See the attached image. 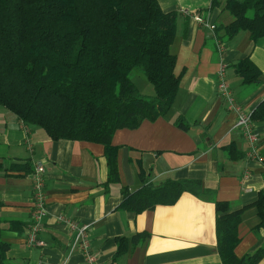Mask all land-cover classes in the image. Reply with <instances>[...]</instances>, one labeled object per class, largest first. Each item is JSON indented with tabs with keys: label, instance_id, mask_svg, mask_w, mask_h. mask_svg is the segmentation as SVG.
<instances>
[{
	"label": "crops",
	"instance_id": "1",
	"mask_svg": "<svg viewBox=\"0 0 264 264\" xmlns=\"http://www.w3.org/2000/svg\"><path fill=\"white\" fill-rule=\"evenodd\" d=\"M158 2L165 11L178 12L171 52L180 87L164 116L115 132L118 181H109L103 144L53 140L43 128L26 124L0 105V235L8 244L10 264H88L80 252L69 254L72 234L59 220L61 215L91 224L92 250L100 264H223L217 249V201L244 208L235 248L238 257L264 243L258 206L264 195V121H254L260 157H250V145L235 126L237 115L217 90V71L225 62L227 80L246 109L252 113L264 100V36L254 40L250 32L241 31L221 39L225 51L220 55L215 34L231 20L223 4ZM195 13L216 25L215 32L200 24ZM247 57L261 71L258 82L244 84L236 73L235 65ZM131 78L141 93L154 94L145 75ZM179 117L186 128L177 124ZM231 147L240 157H229ZM38 162L46 169L48 213L39 234L45 245L31 247L25 235L31 223L32 172ZM167 179L199 180L205 191L185 192L172 205L142 212L120 207L124 190ZM120 238L127 249L117 256ZM258 264H264V258Z\"/></svg>",
	"mask_w": 264,
	"mask_h": 264
},
{
	"label": "trees",
	"instance_id": "2",
	"mask_svg": "<svg viewBox=\"0 0 264 264\" xmlns=\"http://www.w3.org/2000/svg\"><path fill=\"white\" fill-rule=\"evenodd\" d=\"M231 16L218 26L220 39L241 31L264 36V0H212ZM177 11H165L158 0H0V105L28 125L43 128L53 140L103 144L109 181H118L117 147L112 139L122 128L154 121L172 107L180 87L171 45ZM140 69L154 94L139 91L130 74ZM235 70L242 82L259 81L261 71L249 58ZM264 121V100L253 110ZM179 126H187L183 117ZM229 157H240L231 147ZM1 168V167H0ZM205 191L199 180L167 179L123 191L120 207L142 212L172 205L185 192ZM264 225V195L258 202ZM244 208L216 202L217 249L223 264H258L264 243L244 257L235 248ZM124 238L117 256L127 246ZM8 244L0 235V264H10Z\"/></svg>",
	"mask_w": 264,
	"mask_h": 264
},
{
	"label": "built area",
	"instance_id": "3",
	"mask_svg": "<svg viewBox=\"0 0 264 264\" xmlns=\"http://www.w3.org/2000/svg\"><path fill=\"white\" fill-rule=\"evenodd\" d=\"M185 13L192 14V10L185 9ZM195 19L205 26L210 27L214 32L216 25L211 24L209 19L201 14L195 13ZM217 51L222 55L225 51L224 42L215 34ZM227 64L225 62L220 63V67L217 71V90L218 95L223 99L228 109L237 115L236 128H238L248 141L250 145V157L258 156V134L254 128V120L252 113L246 109L236 98L230 83L227 80ZM27 129V128H26ZM260 157V156H258ZM45 166L42 162L36 163L32 172V213L31 223L26 231L25 242L28 246H44L45 242L39 237V234L43 227L44 217L48 213L46 203V191H45ZM59 220L66 223L71 232V242L69 246V254L80 252L83 254L88 264H100L98 255L92 250L90 228L91 224L82 223L76 219H72L66 215L59 216Z\"/></svg>",
	"mask_w": 264,
	"mask_h": 264
},
{
	"label": "rangeland",
	"instance_id": "4",
	"mask_svg": "<svg viewBox=\"0 0 264 264\" xmlns=\"http://www.w3.org/2000/svg\"><path fill=\"white\" fill-rule=\"evenodd\" d=\"M137 74V73H140V75H143V77H144V74H143V72L140 70V69H138V68H135L134 70H132V72H131V74H130V76H133L134 77V74ZM145 84H146V82H144ZM142 84V83H141ZM151 85V84H150ZM152 87V86H151ZM147 92H145V94H146ZM144 94V93H143ZM146 95H148V94H146Z\"/></svg>",
	"mask_w": 264,
	"mask_h": 264
}]
</instances>
